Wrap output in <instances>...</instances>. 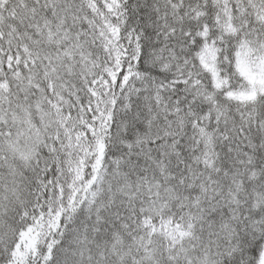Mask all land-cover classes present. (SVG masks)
<instances>
[{
  "label": "snow or ice",
  "instance_id": "obj_1",
  "mask_svg": "<svg viewBox=\"0 0 264 264\" xmlns=\"http://www.w3.org/2000/svg\"><path fill=\"white\" fill-rule=\"evenodd\" d=\"M0 264H264V0H0Z\"/></svg>",
  "mask_w": 264,
  "mask_h": 264
}]
</instances>
